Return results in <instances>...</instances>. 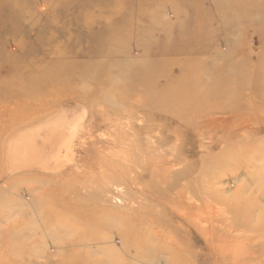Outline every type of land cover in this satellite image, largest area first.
I'll return each instance as SVG.
<instances>
[{"label":"rangeland","instance_id":"374dc122","mask_svg":"<svg viewBox=\"0 0 264 264\" xmlns=\"http://www.w3.org/2000/svg\"><path fill=\"white\" fill-rule=\"evenodd\" d=\"M12 1L30 33L2 23ZM163 44L197 48L161 64ZM211 82L223 95L194 97ZM73 125L58 164L32 161ZM238 142L261 154L221 155ZM15 232L0 264H264V0H0V233Z\"/></svg>","mask_w":264,"mask_h":264},{"label":"bare ground","instance_id":"6f19581e","mask_svg":"<svg viewBox=\"0 0 264 264\" xmlns=\"http://www.w3.org/2000/svg\"><path fill=\"white\" fill-rule=\"evenodd\" d=\"M44 5H45V3L44 2H42L41 4H40V7L43 9L44 8ZM11 7H12V11L11 12H13V14L14 13H17V15H16V17L14 16V17H11V18H9V19H7V20H1L2 21V23L3 24H7V25H13V28H17L20 24H22L23 25V28H26V30L28 31V33H30L31 32V25H30V23H29V18H27L26 17V19H21L20 17H22L21 16V13H22V10H23V8H22V6L20 5V3L17 1H12L11 2ZM29 13V12H28ZM20 14V15H19ZM27 16V15H26ZM6 22V23H5ZM4 26V25H3ZM43 30V29H42ZM28 37V36H27ZM26 37V38H27ZM190 38V37H189ZM192 38V37H191ZM23 39H25V37H22V40ZM29 39H30V34H29ZM192 40V39H191ZM189 42H191V41H189ZM52 43V42H51ZM192 43V42H191ZM60 44V43H59ZM196 48H197V46L196 45H194ZM194 46L192 45V46H188V45H185V44H181V46H177L176 48L175 47H173V46H167L166 44H163L162 46H160L159 47V50H158V55L161 57V64H165V63H167V61L169 62V59H167V57L166 56H168V55H174L175 53H186V52H189V51H191V50H193L194 49ZM199 47V46H198ZM17 49V48H16ZM48 50V49H47ZM57 50V49H56ZM198 50V49H197ZM200 50V49H199ZM59 51V53H60V50H58ZM64 52H66V49H65V51ZM78 54V51L75 53V55H77ZM78 57V56H77ZM201 65H202V63L201 62H198V63H196L195 65H190V66H192V68H195V69H197V68H199V67H201ZM163 66V65H162ZM2 68V67H1ZM37 73V72H36ZM38 74V73H37ZM94 74V73H93ZM159 73H158V71L156 70V69H153V68H151V69H149V70H147V71H141V72H139L138 74H136V76H137V78H136V80H139V79H147L148 81H150L155 75H158ZM193 74V73H192ZM192 74H191V76H192ZM138 77H139V79H138ZM192 80H193V78H192ZM218 79H215L214 80V82H215V85H216V83H218V82H216ZM192 82H194V80L192 81ZM214 82H211L210 84H208V86L206 85L205 87H204V89H202V90H199V91H197L198 92V94H195L194 95V97H201V96H208V97H218V96H221V95H223V88H217V87H215V85L213 84ZM180 83V82H179ZM184 83H190V80H189V82H188V80H183L180 84H184ZM221 83H222V81H221ZM157 96L159 95V99H160V101L162 102V103H167L168 101H170V100H172V99H174L173 97H177L178 95L177 94H173V91L172 90H165V89H160L159 91H157ZM194 105H196V104H194ZM212 105H214V103L213 102H210L209 103V105L207 104V111L209 110V111H211L212 109ZM203 107H206V106H203ZM203 107H201V105H198V106H195V108L196 109H200V108H203ZM205 111V110H204ZM49 121L50 119H46V121ZM57 120V119H56ZM44 121V120H43ZM48 121H47V123H48ZM33 122V121H32ZM57 122V121H56ZM59 122V121H58ZM66 122V121H65ZM79 122V121H78ZM212 120L210 121V119H207L206 118V120L205 121H201V125H202V127H210L211 125H212ZM45 123V122H44ZM68 123V122H67ZM82 124V123H81ZM72 125V124H71ZM34 126V125H33ZM59 126V125H58ZM79 126L80 125H73V126H71L69 129L67 128V132L65 133L66 135L65 136H59V137H56L55 139H54V137H52V140L54 139L55 140V142H56V145H55V148L53 149V145H50L49 146V153H45V151L43 150H41V151H38V152H36V153H34L35 151H32V161H37V162H35V163H38L39 164V162H41L42 163V160L44 161V159L45 158H48V159H50V161L52 162V164H54V165H56V164H58V149H59V146H61V147H64L63 149H65L66 150V153H67V155L70 153V148H71V146H73V144H74V142H75V140L78 138V129H79ZM213 126H215V125H213ZM32 127V126H31ZM37 127H38V124H37ZM65 127V126H64ZM30 128V127H29ZM33 128V127H32ZM42 128V127H41ZM47 128V127H46ZM45 128V129H46ZM39 129V128H38ZM44 129V128H43ZM49 129V128H48ZM28 131H29V129H28ZM40 131V130H39ZM57 131V130H56ZM256 131H258V132H261L262 131V128H258ZM34 132V131H33ZM35 132H36V130H35ZM38 132V131H37ZM36 132V133H37ZM226 132H228V131H226ZM249 133L251 132V131H248ZM253 133H255V130H253L252 131ZM32 133V132H31ZM116 133V132H115ZM40 134V133H39ZM29 135V134H28ZM37 135V134H36ZM32 136H34L33 135V133H32ZM118 136V135H117ZM123 136V135H122ZM42 137V136H41ZM49 137V136H48ZM123 137H125V136H123ZM23 138V137H22ZM43 138V137H42ZM31 139V138H30ZM112 139V138H111ZM98 140H99V138H98ZM113 141H115V138L114 139H112ZM52 142V141H51ZM50 143V142H49ZM235 146H237V147H239V148H243V149H247V150H249V152H251V154L254 156V157H256L257 155H258V153H260L259 152V150H258V148H257V145L254 143H252V144H249V143H245V144H241V142H238V143H235V145H231V144H229L223 151V153L221 154V155H223V157L225 158V157H227L228 156V154H229V151H227V148H233V147H235ZM20 147V146H19ZM83 147V146H82ZM22 148H24V147H22ZM48 149V148H47ZM18 150V149H17ZM22 150V149H21ZM29 150H31V147H29ZM54 150H55V152H54ZM233 151V150H232ZM15 152V151H14ZM46 152H47V150H46ZM25 153V152H24ZM11 154H12V152H11ZM18 154V153H17ZM261 154V153H260ZM63 155V154H62ZM263 155V154H262ZM64 156V155H63ZM66 157V156H65ZM63 159V158H62ZM49 161V162H50ZM63 161V160H62ZM65 162V161H64ZM221 162V164H223L224 162L223 161H220ZM35 165V164H34ZM23 168V167H22ZM37 168V167H36ZM56 168V167H55ZM53 169V168H52ZM7 170V169H6ZM33 170H34V166H33ZM39 170H40V168H39ZM54 170V169H53ZM56 170V169H55ZM44 171V170H43ZM33 171H31V173H32ZM37 172V171H36ZM87 172V171H86ZM38 173V172H37ZM36 173V174H37ZM34 173H32V175H33ZM263 179V178H262ZM261 180V179H260ZM255 181V180H254ZM259 182V181H258ZM261 182V181H260ZM242 188V187H241ZM245 192V191H244ZM237 203V204H236ZM236 203H234V205L233 206H235L236 208V210H241L242 209V202L241 201H237ZM240 205V206H239ZM224 210H226V209H224ZM205 220L206 221H208V220H210V221H208V222H206L205 223V226L202 228L204 231H206V232H210V231H212L213 229L214 230H216V229H221V230H223L224 228H221L220 226H218V224H217V220H215L216 218H213V219H210L211 217L210 216H208L207 214H206V216H205ZM202 219L203 218H197V221L195 222H193V223H196V224H200V222L202 221ZM259 220H260V218H258L256 221H254V220H251V222L250 223H248V225H249V227L251 228V230L252 231H255V229H263L262 227H260V225H259ZM225 222H227V224L229 225V233L231 232L230 230L232 229L233 231H236V230H238L239 229V227L240 226H242V225H245L246 223H245V220H242V219H240V217L238 218H236V217H234V218H229V219H226V220H224ZM259 222V223H258ZM258 223V224H257ZM195 224V225H196ZM4 228V227H3ZM14 231V230H13ZM20 232H18V234H19ZM226 233V232H225ZM224 233V234H225ZM33 234V233H32ZM212 239H213V233H207ZM22 235H24V234H22ZM28 235V234H27ZM71 235V234H70ZM226 235V234H225ZM264 235V234H263ZM30 236V235H29ZM229 236V235H228ZM228 236H226V237H228ZM32 237V236H31ZM30 237V238H31ZM74 237V236H73ZM21 236L20 235H16V232H15V234H11V233H6V234H4V233H0V245H2V244H5V242H8V241H11V244H12V246L13 245H15L16 243H20L21 242ZM28 239V238H27ZM34 242V240H32V239H28V240H26V241H24V244L25 245H28V244H30V243H33ZM46 242V241H45ZM80 243H82V241L81 240H79L78 238H77V236H75L74 238H72L71 240H68V241H66V245L69 247V248H75V247H77L78 245H80ZM49 246V245H48ZM42 249V248H41ZM30 251V250H29ZM19 254V253H18ZM14 258H16V257H14Z\"/></svg>","mask_w":264,"mask_h":264}]
</instances>
